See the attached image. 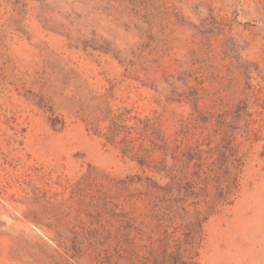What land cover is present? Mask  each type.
<instances>
[{
    "label": "rangeland",
    "instance_id": "374dc122",
    "mask_svg": "<svg viewBox=\"0 0 264 264\" xmlns=\"http://www.w3.org/2000/svg\"><path fill=\"white\" fill-rule=\"evenodd\" d=\"M0 264H264V0H0Z\"/></svg>",
    "mask_w": 264,
    "mask_h": 264
}]
</instances>
